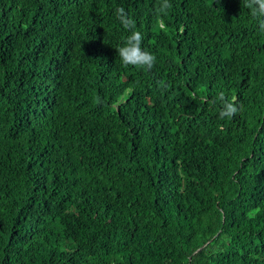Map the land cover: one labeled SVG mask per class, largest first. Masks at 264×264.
<instances>
[{"label":"trees","instance_id":"trees-1","mask_svg":"<svg viewBox=\"0 0 264 264\" xmlns=\"http://www.w3.org/2000/svg\"><path fill=\"white\" fill-rule=\"evenodd\" d=\"M161 2L0 0V264H264V32Z\"/></svg>","mask_w":264,"mask_h":264},{"label":"clouds","instance_id":"clouds-1","mask_svg":"<svg viewBox=\"0 0 264 264\" xmlns=\"http://www.w3.org/2000/svg\"><path fill=\"white\" fill-rule=\"evenodd\" d=\"M247 7L251 9V14L258 20L259 29L264 32V0H247ZM171 8L169 0H162L157 8L158 14H166ZM116 16L120 24L125 30H128L129 34L125 37L122 46L116 48L122 64L127 67L129 65L138 67L143 70H150L153 68L156 57L149 51L142 48V42L144 35L141 31L136 30L135 21L128 15L125 8L118 7L116 10ZM219 99L224 101V93L219 94ZM239 108L236 106L235 99L231 102H224L223 107L219 112V117L232 118Z\"/></svg>","mask_w":264,"mask_h":264}]
</instances>
